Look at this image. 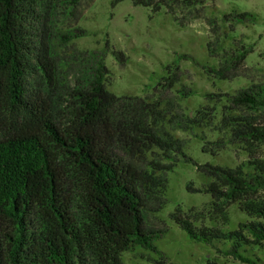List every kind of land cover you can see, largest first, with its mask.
Instances as JSON below:
<instances>
[{
  "label": "rangeland",
  "instance_id": "374dc122",
  "mask_svg": "<svg viewBox=\"0 0 264 264\" xmlns=\"http://www.w3.org/2000/svg\"><path fill=\"white\" fill-rule=\"evenodd\" d=\"M34 3L31 35L52 73L48 80L33 61L29 96L45 103L59 129L80 102L76 92L91 93L100 61L109 71L104 82L113 96L99 117L97 137L114 159L141 175L145 229L159 233L157 251L137 246L121 256L123 264H207L217 255L218 242H192L171 216L178 208L183 215L195 209L190 219H206L210 196L189 192L187 185L202 188L210 179L209 165L233 168L247 157L233 148L240 140L230 130L204 125L212 110L232 106L264 129L261 107L229 101L240 91L264 92V0H173L159 7L132 0ZM200 109L208 115H199ZM188 113L201 127L182 129ZM217 118L214 122L224 118L222 112ZM251 157L264 160V142L253 143ZM175 162L173 169L157 171L166 183L164 193L146 185L151 168ZM65 179L72 213L81 218L74 173ZM245 221L244 214L229 210V229Z\"/></svg>",
  "mask_w": 264,
  "mask_h": 264
},
{
  "label": "trees",
  "instance_id": "16d2710c",
  "mask_svg": "<svg viewBox=\"0 0 264 264\" xmlns=\"http://www.w3.org/2000/svg\"><path fill=\"white\" fill-rule=\"evenodd\" d=\"M171 1L132 0L143 7ZM34 5V0H0V264H123L121 256L137 246L157 251L159 233L145 229L141 175L114 159L97 137L99 117L113 96L104 82L109 71L103 60L91 93L76 92L80 102L65 128L55 125L43 101L29 96L31 63L37 61L48 80L52 73L37 55L31 35ZM217 73L226 77L221 69ZM262 94L244 90L229 101L264 110ZM231 107L212 110L204 125L230 130L240 140L233 148L242 149L246 159L233 168L209 165L206 186L187 185L189 192L210 196L206 219L192 220L195 209L183 215L180 208L171 218L192 242H218L217 255L207 264H264V160L251 157L253 143L264 142V129ZM205 110L198 114L208 115ZM221 112L224 118L214 122ZM187 118L183 130L203 124L194 123L190 113ZM150 142L160 146L153 138ZM175 165L151 168L146 185L164 193L166 183L157 171ZM70 173L80 192L81 218L73 215L65 188ZM231 208L249 221L229 229Z\"/></svg>",
  "mask_w": 264,
  "mask_h": 264
}]
</instances>
